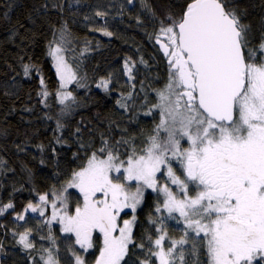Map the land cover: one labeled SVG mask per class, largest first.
Masks as SVG:
<instances>
[{
  "label": "snow or ice",
  "instance_id": "obj_1",
  "mask_svg": "<svg viewBox=\"0 0 264 264\" xmlns=\"http://www.w3.org/2000/svg\"><path fill=\"white\" fill-rule=\"evenodd\" d=\"M160 23L156 43L167 59L168 82L144 113L160 115L144 147L133 144L125 159L104 141L62 189L40 195L24 212L44 217L50 206L45 223H59L84 252L98 248L95 264H128L131 248L146 253L138 264H201V251L207 264H264V33L253 46L250 25L227 0H190L182 14ZM62 51L57 44L49 55L64 88L77 76ZM124 67L134 79V64ZM108 83L97 87L107 91ZM58 97L62 112L71 109L66 101L75 102L71 92ZM70 188L82 198L72 211L64 195ZM147 189L162 197L155 212L166 216L150 217L156 234L147 236L146 248L136 244L133 229ZM13 207H0V214ZM125 210L131 219L122 218ZM16 219L24 220V213ZM166 219L181 226L179 238L169 234ZM30 235L31 229L19 234L25 250L34 248ZM45 251L44 264H60L52 249ZM72 251L75 264H86Z\"/></svg>",
  "mask_w": 264,
  "mask_h": 264
},
{
  "label": "trees",
  "instance_id": "obj_2",
  "mask_svg": "<svg viewBox=\"0 0 264 264\" xmlns=\"http://www.w3.org/2000/svg\"><path fill=\"white\" fill-rule=\"evenodd\" d=\"M188 2L0 0V207L14 206L0 214V264H44L45 249H52L60 264H75L72 250L86 264H95L98 248L84 252L75 245L74 236L61 232L60 225L47 226L38 212L24 210L29 202L38 203L40 195L62 189L72 172L84 166L104 141L125 159L133 144L144 147L160 121L159 110L144 113L157 103L156 90L168 82L167 59L156 43L160 22L169 15L178 17ZM227 3L250 25L256 46L264 33V0ZM97 12L104 15L97 16ZM55 44L63 48L77 75L70 88L75 102H65L71 109L63 112L58 97L61 82L49 55ZM126 61L134 64L132 80L125 73ZM24 65L29 66L27 76ZM102 80L109 81L107 91L97 87ZM77 81L84 86L78 87ZM45 90L47 97L42 95ZM129 93L131 99H127ZM58 122L62 127H57ZM125 140L129 144L117 143ZM64 195L82 199L76 189ZM161 200L150 189L145 194L135 214L136 244L147 248V236L155 238V226L149 219L166 216L155 212ZM19 213H24V220L16 219ZM126 213H121L122 218L131 219V211ZM165 224L169 234L179 238L181 226L168 219ZM25 229H31L33 249L25 250L17 242ZM145 257L144 250L131 248L126 259L128 264H138ZM199 259L207 264L203 251Z\"/></svg>",
  "mask_w": 264,
  "mask_h": 264
},
{
  "label": "rangeland",
  "instance_id": "obj_3",
  "mask_svg": "<svg viewBox=\"0 0 264 264\" xmlns=\"http://www.w3.org/2000/svg\"><path fill=\"white\" fill-rule=\"evenodd\" d=\"M163 39V38H162ZM56 46V44L55 45H53V46H51L50 48H52V47H55ZM63 49V48H62ZM61 55L65 58V60H66V62L72 67V65L69 63V61H68V59H67V56H66V53H65V51L63 50L62 52H61ZM52 57V56H51ZM52 59H53V57H52ZM53 61H54V65H55V60L53 59ZM72 69H73V71H74V68L72 67ZM75 72V71H74ZM77 76V75H76ZM75 81H73L72 83H69L68 85H66V87H64V88H61V90H60V92L59 93H62V92H71L70 91V88H71V86L73 85V83H74ZM73 96V95H72ZM66 102H68V101H66ZM185 146H187L186 144H185ZM162 182H163V180H162ZM149 191V189H147L146 191H145V194L147 193ZM194 194V193H193ZM66 197H67V203H68V205H69V209H70V211H72L71 210V206H72V208H73V210H74V208H75V206H76V204L79 202V199L77 198V199H74V196H69L68 197V195H65ZM71 202H74V203H72L71 204ZM143 204V203H142ZM142 204L137 208V211H136V213L135 214H137V212H138V210L141 208V206H142ZM126 211V210H125ZM128 211V210H127ZM50 216H51V208H50V206L47 208V210H46V213H45V216H44V218L47 220V219H49L50 218ZM47 225V224H46ZM52 226H56V225H60L59 223H57V222H53L52 224H51ZM48 226V225H47Z\"/></svg>",
  "mask_w": 264,
  "mask_h": 264
}]
</instances>
